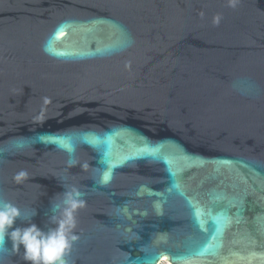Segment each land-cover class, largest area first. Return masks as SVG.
Here are the masks:
<instances>
[{
  "label": "water",
  "instance_id": "obj_1",
  "mask_svg": "<svg viewBox=\"0 0 264 264\" xmlns=\"http://www.w3.org/2000/svg\"><path fill=\"white\" fill-rule=\"evenodd\" d=\"M68 192L66 264H264V0H0V197Z\"/></svg>",
  "mask_w": 264,
  "mask_h": 264
},
{
  "label": "clouds",
  "instance_id": "obj_2",
  "mask_svg": "<svg viewBox=\"0 0 264 264\" xmlns=\"http://www.w3.org/2000/svg\"><path fill=\"white\" fill-rule=\"evenodd\" d=\"M26 175L21 171L14 178L19 181ZM78 196L79 193H66L63 218L57 221L53 217L57 226L47 231L32 222L35 212L26 214L18 205L0 197V241L8 237L13 242V250L19 251L23 247L24 259L31 264H66L64 257L76 239L70 233L75 225V210L82 203L76 199ZM22 217L28 222L24 227H17L16 222Z\"/></svg>",
  "mask_w": 264,
  "mask_h": 264
},
{
  "label": "rangeland",
  "instance_id": "obj_3",
  "mask_svg": "<svg viewBox=\"0 0 264 264\" xmlns=\"http://www.w3.org/2000/svg\"><path fill=\"white\" fill-rule=\"evenodd\" d=\"M166 264H171V263L167 262Z\"/></svg>",
  "mask_w": 264,
  "mask_h": 264
},
{
  "label": "snow or ice",
  "instance_id": "obj_4",
  "mask_svg": "<svg viewBox=\"0 0 264 264\" xmlns=\"http://www.w3.org/2000/svg\"><path fill=\"white\" fill-rule=\"evenodd\" d=\"M105 179H107V176H105Z\"/></svg>",
  "mask_w": 264,
  "mask_h": 264
}]
</instances>
